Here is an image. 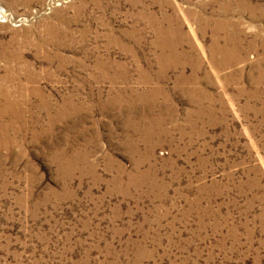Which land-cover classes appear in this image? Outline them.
Listing matches in <instances>:
<instances>
[{"label": "rangeland", "instance_id": "obj_1", "mask_svg": "<svg viewBox=\"0 0 264 264\" xmlns=\"http://www.w3.org/2000/svg\"><path fill=\"white\" fill-rule=\"evenodd\" d=\"M0 264H264V0H0Z\"/></svg>", "mask_w": 264, "mask_h": 264}, {"label": "bare ground", "instance_id": "obj_2", "mask_svg": "<svg viewBox=\"0 0 264 264\" xmlns=\"http://www.w3.org/2000/svg\"><path fill=\"white\" fill-rule=\"evenodd\" d=\"M6 102V101H5ZM19 103V102H18ZM4 106V105H3ZM6 106V105H5ZM8 106V105H7ZM8 108V107H7ZM14 109V108H13ZM9 111V110H8ZM6 114V113H5ZM9 125V124H8Z\"/></svg>", "mask_w": 264, "mask_h": 264}]
</instances>
